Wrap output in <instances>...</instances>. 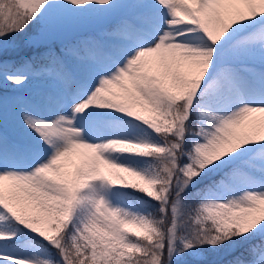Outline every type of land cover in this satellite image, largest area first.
<instances>
[{
	"label": "snow or ice",
	"instance_id": "snow-or-ice-1",
	"mask_svg": "<svg viewBox=\"0 0 264 264\" xmlns=\"http://www.w3.org/2000/svg\"><path fill=\"white\" fill-rule=\"evenodd\" d=\"M0 264H264V0H0Z\"/></svg>",
	"mask_w": 264,
	"mask_h": 264
}]
</instances>
